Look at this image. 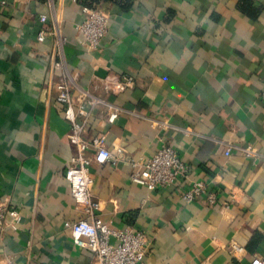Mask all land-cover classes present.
<instances>
[{
	"label": "crops",
	"instance_id": "crops-1",
	"mask_svg": "<svg viewBox=\"0 0 264 264\" xmlns=\"http://www.w3.org/2000/svg\"><path fill=\"white\" fill-rule=\"evenodd\" d=\"M2 1L0 203L21 222L0 233V264L93 263L70 229L86 215L66 178L77 151L57 99L64 75L78 121L81 106L90 112L86 137L124 149L117 165L93 163L94 194L103 223L147 233L146 264H251L264 256V0ZM94 10L109 17L110 30L89 52L78 26ZM42 16L57 34L39 42ZM54 59L62 70L52 69ZM109 75L133 76L135 87L117 95L93 88ZM163 145L191 167V180L209 183L215 203L184 201L190 182L150 191L131 180L133 162Z\"/></svg>",
	"mask_w": 264,
	"mask_h": 264
},
{
	"label": "built area",
	"instance_id": "built-area-1",
	"mask_svg": "<svg viewBox=\"0 0 264 264\" xmlns=\"http://www.w3.org/2000/svg\"><path fill=\"white\" fill-rule=\"evenodd\" d=\"M6 3L5 0L2 1ZM42 29L38 34V41L44 42L48 35L57 34L48 25L47 16L41 17ZM83 38L84 45L89 52L99 51L103 40L110 30L109 17L101 11L94 10L86 16L78 26ZM65 39L61 44L65 43ZM60 53V52H59ZM59 53H56L57 55ZM64 63L53 60L52 69L62 70ZM77 75V71L75 72ZM70 76L64 75L62 82L57 84L58 101L64 105L65 118L71 123L72 131L69 134L71 143L76 148V154L71 158L66 171V178L71 186L72 196L86 216L70 225L73 242L76 246L93 254L92 264H146L149 247L148 235L144 230L128 227L124 229L113 228L103 223L99 216L102 204L95 198L94 178L91 166L98 164L117 165L124 153L122 147L111 150L105 142L104 136L94 135L86 137L89 128L90 112L85 111L83 106L80 110L84 120L78 121L76 104L73 96V85L69 81ZM136 80L130 75H109L94 81V89H102L107 94H121L135 87ZM92 106H96L100 99L93 91L87 92ZM264 100V88L261 91ZM119 110H113L109 114V121L114 122L118 117ZM246 154L252 155L253 151L245 150ZM226 155H232L228 148ZM134 172L131 180L150 191L161 187L190 182V188L182 194L187 203L193 202L203 196H207L209 203L216 202V195L209 190V183L205 180H191V167L183 160L178 151L171 145H163L151 158L133 162ZM21 222L18 210L11 207L8 202L0 203V233L7 230H16ZM235 251L242 252L243 248L233 246ZM5 264H15L9 259ZM251 264H264V256H257Z\"/></svg>",
	"mask_w": 264,
	"mask_h": 264
},
{
	"label": "trees",
	"instance_id": "trees-1",
	"mask_svg": "<svg viewBox=\"0 0 264 264\" xmlns=\"http://www.w3.org/2000/svg\"><path fill=\"white\" fill-rule=\"evenodd\" d=\"M95 1V0H94Z\"/></svg>",
	"mask_w": 264,
	"mask_h": 264
}]
</instances>
